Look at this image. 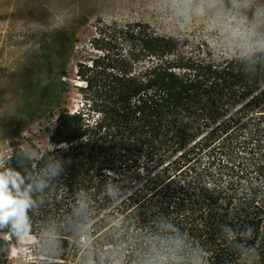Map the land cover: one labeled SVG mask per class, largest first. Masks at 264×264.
Returning <instances> with one entry per match:
<instances>
[{"label": "trees", "instance_id": "obj_1", "mask_svg": "<svg viewBox=\"0 0 264 264\" xmlns=\"http://www.w3.org/2000/svg\"><path fill=\"white\" fill-rule=\"evenodd\" d=\"M76 43L66 34L36 59L19 118L1 125L4 168L35 205L26 234L0 233L33 236L49 264H145L170 248V223L184 264H264V51L202 58L148 24H101L71 111ZM43 115H56L50 147L33 156L15 141Z\"/></svg>", "mask_w": 264, "mask_h": 264}, {"label": "rangeland", "instance_id": "obj_2", "mask_svg": "<svg viewBox=\"0 0 264 264\" xmlns=\"http://www.w3.org/2000/svg\"><path fill=\"white\" fill-rule=\"evenodd\" d=\"M198 7L204 11L197 12ZM242 17L247 23H240ZM137 22L161 36L179 39L186 53L202 58L264 51L258 46L264 43V0H0V128L19 118L34 62L63 36L69 34L77 42L61 103L73 111L81 106L79 89L84 86L77 66L99 54L91 43L96 28ZM55 122L56 115L34 118L15 142L36 156L50 147L48 136ZM11 153L0 131V161ZM50 256L33 236L16 240L0 233V264H49Z\"/></svg>", "mask_w": 264, "mask_h": 264}, {"label": "clouds", "instance_id": "obj_3", "mask_svg": "<svg viewBox=\"0 0 264 264\" xmlns=\"http://www.w3.org/2000/svg\"><path fill=\"white\" fill-rule=\"evenodd\" d=\"M185 2H190V0H185ZM196 10L200 13L204 11L203 7H198ZM240 23H247V18L242 17ZM258 46L264 50V43H260ZM0 168H4L3 161H0ZM60 170L62 169L59 165H49L48 167L51 176L58 175ZM24 185L25 180L19 171L10 168H4L3 171H0V228L10 225L17 235L26 234L29 231L28 212L35 205L31 195L33 185ZM45 186L43 181L36 184V188L39 190ZM161 227L165 231L175 233L165 238L170 248L165 253L151 256L145 261V264H184L180 255L184 248V240L179 235V230L170 223H162ZM223 231L229 236L232 234V230L227 226H224ZM246 231L247 235L251 237L253 229L249 227Z\"/></svg>", "mask_w": 264, "mask_h": 264}, {"label": "bare ground", "instance_id": "obj_4", "mask_svg": "<svg viewBox=\"0 0 264 264\" xmlns=\"http://www.w3.org/2000/svg\"><path fill=\"white\" fill-rule=\"evenodd\" d=\"M80 84H82V83H80Z\"/></svg>", "mask_w": 264, "mask_h": 264}, {"label": "flooded vegetation", "instance_id": "obj_5", "mask_svg": "<svg viewBox=\"0 0 264 264\" xmlns=\"http://www.w3.org/2000/svg\"><path fill=\"white\" fill-rule=\"evenodd\" d=\"M1 263V262H0Z\"/></svg>", "mask_w": 264, "mask_h": 264}]
</instances>
